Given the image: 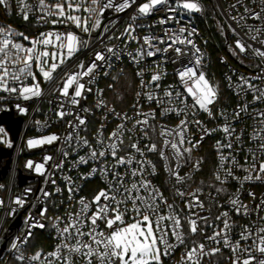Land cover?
I'll use <instances>...</instances> for the list:
<instances>
[{"label":"snow or ice","instance_id":"6c2138e0","mask_svg":"<svg viewBox=\"0 0 264 264\" xmlns=\"http://www.w3.org/2000/svg\"><path fill=\"white\" fill-rule=\"evenodd\" d=\"M260 2V11L245 7L246 15L230 17V19L237 21L240 28H247L244 36H241L236 28L230 26V30L237 37L235 44L239 53H251L264 61V27L240 23V21L247 19L264 21V0H260ZM0 5L7 7L8 0H0ZM160 5H168V0H144L142 3H137V0H90V3L88 0H56L55 3L36 0L35 5H25L21 11L25 13L23 16L25 20L28 19L27 12L38 9L41 12L39 20L45 23L49 22L48 17L54 16L56 18L50 21L53 25L72 22L84 33H90L100 28L101 17L104 16L105 11L112 10L120 13L134 7L135 14L130 17L132 22L127 25L121 36L137 40L138 38L132 35L136 27L139 26L135 22L140 17L159 11L158 6ZM179 6L188 12L202 11L201 5L196 0H183ZM231 7L235 8V5ZM81 9L89 15L81 17L72 14L80 12ZM175 10V8L168 7V11L174 12ZM92 16H95V20L89 27V20ZM172 19L173 17L169 16L162 19L160 23L164 24ZM178 31L182 34L187 29L180 27ZM110 32L111 28L107 25L104 26L100 34L102 45L104 44L103 37ZM16 35L11 28L0 26V90L17 93L25 100L39 97L42 94L40 82L37 80V72L33 71V65L39 70V74L44 80L51 81L54 78L53 73L65 64L66 59H71L81 48L88 47V41L81 39L73 32H67L63 35L53 32L41 33L36 40H30V47L14 42ZM19 35L23 36L22 33ZM191 35L193 32H188V36L181 39L179 35L169 36L165 32V36L171 43H167L162 37L146 36L135 54L128 53L135 63H140L146 58L156 56L157 53H167L171 50L176 53V57L173 58L175 63L176 59L184 56L186 52L180 47H173V45L177 43L186 44L195 49L192 58L186 64H182L176 73L183 84V93L172 89L171 86L162 90V95L157 93L155 89L160 88L158 82L162 74L159 71V65L154 64L146 65L137 73L141 77V88L145 91L136 94L137 101L133 105L134 116H129L127 113H117L115 109H109L102 99L97 102V107L110 111L121 120L117 128L106 138L109 141L107 144H105L104 138H100L103 124L97 130L96 145H93L86 137L79 135L80 131L83 130L82 126L87 125L86 116L80 113H87L90 110L81 107L77 112L73 109L80 105V99L85 98L87 92L92 91L91 88L86 87V84L93 82L97 70L103 64H107L113 56L119 58L121 50L116 49L115 46L108 47L105 45V51H95L87 64L81 60L77 65L78 70L76 72L64 71L56 78L59 83L56 91L59 93V97L65 98L60 101L56 115L60 119L65 116H72V119L68 121V127L71 131L65 137L66 142L71 145L75 139L78 141L76 147L80 145L87 147L89 149L88 158L100 163V167L94 168L92 174L99 172L102 176H110L111 180L107 189H101L92 201H86L82 198L79 211L71 213L67 220L60 217L56 218L64 224V227L58 229L62 243L57 246L54 252L47 254L37 252L28 258L20 253L16 257L17 260L25 261L27 259L30 262H37V264H77L75 257L82 260L83 264H94V261L95 264H162V256H170L178 246H185V251L181 255V264H201L204 257H212L221 252L222 249L219 245L222 244L223 247L229 248L233 253L230 258L231 264H264V225H243L239 239L234 240L232 232L235 225L231 222L228 211H224L215 217L216 220L221 221L222 227L209 225L207 217L200 216L198 212L194 211L197 208H204V203L200 199L203 188L197 187L194 190L186 191L174 185L175 196L184 199V209L178 212L175 203H169L163 192L152 185L148 178L156 172V165L148 159V153H156L161 160L166 162V170L174 177L176 184L185 185L188 180H191V176H181L180 167L183 163L191 162L192 150L199 147L206 135H211L215 131V129H202L203 135L197 141L191 140L187 135L190 123L197 126L201 124L198 119H187L188 112L195 113L202 110L208 113L210 117L213 116L210 106L216 102L218 96L216 86L206 78L205 73L201 70L202 56L199 55L200 49L188 38ZM121 36H115L112 33L107 35V39H121ZM23 38L29 39L26 36ZM53 40H55V44ZM157 43H167V46L160 48L157 47ZM49 46L55 48V51H49ZM149 69H152V74L150 79L145 81L143 76ZM84 77H88V80L81 82ZM27 78H31L30 84L25 83ZM254 80L264 82V70L255 77H239V82L235 85L238 90L237 94L240 95L241 92L244 94L251 93L253 100L243 105H237V108L233 110L231 119L239 121L243 113L256 120L258 127L253 129V134L249 138L259 140V143L256 151L250 152L252 162L249 167L245 168L233 155L232 137L235 135V141L239 143L241 136L236 135V129L231 123V119L225 113L220 114L225 118V123L222 126L225 142L217 141L220 165L214 173V180L220 185L225 184L228 179L240 180V177L235 176L234 168H241L245 171L246 175L243 177L245 181L264 178V158L258 156V153L264 154V110H250V104L264 102V87L254 83ZM17 83L19 86H15ZM70 89H72L71 92ZM142 95L148 102H154L157 108L161 109V116L175 113L177 116H184L185 118L180 119L179 124L174 129H170L166 125L152 123L151 121L156 119L157 109L153 108L148 112L142 111L143 106L140 103ZM188 97L192 99L191 105L188 104ZM176 101L183 107H174L173 104ZM16 107L20 112L26 111L20 105ZM129 121H133L131 128L127 126ZM157 128H159L158 132ZM137 129L139 130V138L132 141L131 134ZM3 132L4 129L0 128V133ZM125 133L129 134L128 138L132 141L128 145H125L122 139ZM153 135H158L160 138L159 146L156 140H152ZM58 139L59 137L55 134L44 136L41 139H30L28 146L51 144ZM143 140H147L149 143L141 147ZM224 149L228 150L227 156L224 155ZM121 152H124L125 155H120ZM68 154L67 151L63 152L65 157ZM108 157H111L112 163H108ZM50 159L52 157L44 158L45 162ZM170 160L176 162L174 167L167 163ZM79 162L87 163L88 160L82 156ZM201 163V160L195 161L192 165L194 170L198 171ZM247 163L246 157L245 164ZM27 167L32 168L33 162L28 161ZM55 167L59 168L60 165L57 164ZM43 168L44 164H35L37 172ZM221 172H223V178ZM208 187L214 188L216 193L225 191L223 187H215V185ZM44 195L50 194L45 192ZM249 195L254 197V193H249ZM186 197L187 199H185ZM209 197L214 199L211 193ZM23 202V199L19 197L14 201L15 204L21 206ZM2 203L0 201V204ZM228 204L237 215L249 214L248 206L240 202L238 194L230 195ZM93 205H95V211L88 215ZM162 205L167 210L166 212L161 211ZM218 206L223 207V205ZM257 209L264 210V201L257 205ZM185 210L188 215H182ZM46 211V209H41L40 215L44 216ZM129 215L130 221H126L125 217ZM261 220H264V217H261ZM198 221H203V223H198ZM100 223L104 224V229L100 228ZM185 225H187V229H185ZM209 226L214 228L213 233L205 235L204 229ZM32 227L43 228L45 225L35 218H30L29 231L23 237H17L12 242V249L19 251L20 245L27 243L31 236ZM85 228L88 230L84 231ZM198 230L206 241H211L218 246L209 248L205 243L193 241L192 246L187 247L188 234L194 235ZM170 236L175 240V243H169ZM249 241H251L250 244ZM254 253H258V255ZM42 255L43 259H41Z\"/></svg>","mask_w":264,"mask_h":264},{"label":"built area","instance_id":"2783aa9c","mask_svg":"<svg viewBox=\"0 0 264 264\" xmlns=\"http://www.w3.org/2000/svg\"><path fill=\"white\" fill-rule=\"evenodd\" d=\"M47 3H55L56 0H46ZM90 3V0H88ZM144 0H137V3H142ZM201 5V12H188L182 9L179 5L183 0H168V5H160L159 11L153 12L151 15L140 17L135 22V32L132 33L136 36L137 40H132L127 36H121L125 28L131 23L130 17L135 14L134 7L126 9L123 12L116 13L112 10H107L104 16L101 17L100 28L93 30L90 33H84L81 28L76 27L72 22L58 23L53 25L50 21L56 17H48L49 22L45 23L39 20L41 12L36 9L32 12H27L28 19L23 18L24 12L21 11L25 5H35L36 0H8V6L0 5V26L11 28L17 35L14 37V42L20 43L25 47H30V40H36L40 37L41 33H59L61 35L67 32H73L81 39L88 41V47L81 48L76 52L71 59H66V62L57 72L53 73V80H44L39 70L33 65V71L37 72V80L40 82L42 91L41 96L33 97L28 100L23 99L17 93H8L0 90V116L6 112L12 113L14 118H21V128L17 137L15 138L12 131L6 123H1L0 128L6 130L8 140H0V148L10 149V155L0 157V239L4 237L6 243L5 248L0 254V264H37V262H30L17 260V256L23 253L25 258L40 252L47 254L54 252L58 245L62 243L58 229L64 227L56 218H64L67 220L71 213L79 211L83 198L86 201H92L93 197L101 189H107L111 177L102 176L99 172L92 174L94 168H99L100 163L88 158L89 149L83 145L76 147L78 141L75 139L69 145L65 137L71 131L68 127V121L72 116H65L60 119L56 112L59 110V104L63 97H59L56 91L59 87L57 77L64 71L76 72L77 65L81 60L86 64L92 59L95 51H105V45L108 47L115 46L116 49L121 50L119 58L113 56L107 64H103L96 74L95 79L91 84H86L87 88H91V92H87L85 98L80 99V105L75 107L74 111H79V108H87L90 111L87 113H80L87 118V125L82 126L83 130L80 131L81 137H86L93 145L97 142V130L103 124V131L100 133V138L105 139V144L109 143L106 139L121 123L119 117L113 115L110 111L97 107V102L103 100L109 109H115L117 113H127L129 116L135 115L133 105L137 101V92H144L145 89L141 88V77L137 73L146 65H159L161 72V79L159 89H155L157 93L162 95V90L171 86L172 89L184 92L183 84L180 82L176 75L177 70L186 64L192 58V53L195 49L191 45L175 44L173 47H180L185 50L184 56L176 59V53L169 50L167 53H157L156 56L146 58L140 63H135L128 55V53L135 54L137 49L143 44V38L146 36L162 37L167 43H171L165 32L169 36L179 35L181 39L188 36V32H193V35L188 37L193 41L197 48L200 49L199 55L202 56L201 70L205 73L212 84H214L211 77V61L213 52L218 56L219 64L222 67L221 79L225 87L226 94H222L219 89L216 102L210 106L213 116L200 110L193 113L188 112L187 119L201 121L199 126L190 123L188 126L187 135L193 141L200 140L203 135L202 129H215L211 135H206L201 141L199 147L194 148L191 152V162L183 163L179 169L181 176L190 175L191 180H188L185 185H177L174 177H172L166 170V162L161 160L156 153H148L150 159L156 165V172L148 178L151 180L152 185L157 187L164 196L168 199L169 203H175L176 210L179 212L184 209V199L175 196L174 185L182 190L191 191L197 187L203 188L200 199L204 203V208H197L194 211L198 212L200 216L208 218V224L215 226L220 225L221 221L215 219L217 215L224 211H228L231 222L235 225L232 237L239 239V233L243 225H264V210L257 209L264 201V178L260 180L252 179L245 181L243 177L246 175L245 171L241 168H234V174L240 177V180L228 179L225 184L220 185L219 182L214 180V173L220 165L219 156L217 152V141L225 142V133L222 126L225 123V118L221 113H225L227 117L232 118L233 110L237 105L251 102L253 96L251 93L244 94L241 92L237 94L235 85L239 82V77H255L262 70H264V61L259 57L253 56L251 53H239L236 48L235 41L237 37L230 30L236 28L241 36H244L247 28H240L237 21L230 19L231 16L239 17L245 14V7L260 11V0H196ZM235 5V8L231 6ZM175 8L174 12L168 11V7ZM67 8V5H65ZM210 9H213L212 13ZM25 11H27L25 9ZM80 15L81 17L88 16L83 9L80 12L72 13ZM246 15V14H245ZM172 16L173 19L167 23L161 24L162 19ZM212 18L216 26L221 25L224 32V43L217 39L214 29L212 28L213 22L209 20ZM95 16L89 20V27L94 22ZM114 23V26H113ZM240 23L264 27V21L247 19L240 21ZM109 26L111 32L105 34L103 37L104 44L100 43L101 32L104 26ZM184 27L187 29L185 33H179V28ZM23 34V36L19 34ZM114 33L115 36H121V39H107V35ZM28 37L25 40L23 37ZM247 39V37H245ZM55 44V40H53ZM165 44L157 43V47L164 48ZM145 47H147L145 45ZM231 47V49H229ZM49 51H55V48L49 46ZM235 51V54H234ZM152 74V69L144 73L143 79L149 80ZM126 78L129 76L131 79L123 85L124 91L118 95L116 99L122 106L117 105L107 93L106 84L113 76ZM88 77H84L81 82H86ZM31 78L25 79L26 84H30ZM254 83L264 87V82L254 80ZM231 85V86H230ZM15 86H19L17 83ZM72 89H70V92ZM129 100L126 102V98ZM142 104V111L148 112L150 109L156 108V119L151 122L157 125H166L170 129H174L180 119L184 116H177L175 113H169L166 116H161V109L157 108L154 102H148L142 95L140 97ZM192 99L188 97V104L191 105ZM20 105L26 111L20 112L16 107ZM174 107H183L178 101L174 102ZM264 110V102H255L250 104V110ZM142 118V117H141ZM133 121L128 122V127H132ZM231 123L236 129V135H240V142L233 140V155L245 168L249 167L252 162L250 155L251 151H256L259 140H252L249 137L253 134V129L258 127L256 120L250 115L243 114L241 119L236 121L231 119ZM159 128H157V132ZM139 130L132 133V141L139 138ZM59 137L57 141L51 144H44L35 147L28 146V140L41 139L44 136L53 135ZM129 134L125 133L122 137L124 144L128 145L132 141L129 140ZM152 140L160 143L158 135H153ZM149 143L143 140L141 147ZM10 145V146H9ZM186 147L188 145H185ZM67 151V157L63 152ZM134 151V150H133ZM120 155H125L121 152ZM224 155H228V150L224 149ZM85 157L87 163H80V157ZM260 158H264V154L258 153ZM45 157H52V159L45 162ZM137 157L139 158L138 154ZM247 157L248 163L245 164ZM108 163H112L111 157H108ZM201 160L200 169L194 170L193 164L195 161ZM28 161L33 162V167H27ZM42 163L44 168L40 172L35 170V164ZM170 166H175V161L170 160L167 162ZM209 163V166H208ZM59 164L57 168L55 165ZM122 170V169H121ZM223 178V172H221ZM215 185V187H223L224 192L216 193L214 188L208 187ZM71 189V191H69ZM30 190V191H29ZM47 192L50 195L45 196ZM211 193L213 198L209 197ZM249 193H254V197ZM238 194L240 202L248 206V215H237L231 210L228 204L229 196ZM23 199V205L14 203L16 198ZM187 199V197L185 198ZM218 201V203H217ZM218 205H223L220 207ZM129 207L131 205L129 204ZM41 209H46L44 216L40 215ZM14 210V211H13ZM95 211V205L92 206L88 215ZM161 211L166 212L164 206H161ZM182 215H188L185 210ZM30 218H35L45 225V227H32L31 236L28 238L27 243L20 245L19 251L11 248V244L17 237H23L29 231ZM126 221H130V215L125 217ZM99 223V222H98ZM203 223V221H198ZM212 226L204 229L205 235H211L214 228ZM100 228L104 229V224L100 223ZM187 229V225H185ZM88 229L85 228L84 231ZM107 231V229H105ZM86 239V238H85ZM205 243L207 247L213 248L218 245L211 241H206L200 231L196 234H188L186 246L191 247L192 242ZM169 243H175V240L169 237ZM249 244L251 241L248 242ZM3 244H0V249ZM222 249L221 252L216 253L212 257H204L201 264H231V257L233 253L229 248L219 245ZM163 248V245H161ZM185 251V246H178L173 250L170 256H163V258L172 264H181V255ZM258 255V253H254ZM43 259V255L41 256ZM77 264H83L82 260L75 258ZM95 264V261H94Z\"/></svg>","mask_w":264,"mask_h":264},{"label":"rangeland","instance_id":"374dc122","mask_svg":"<svg viewBox=\"0 0 264 264\" xmlns=\"http://www.w3.org/2000/svg\"><path fill=\"white\" fill-rule=\"evenodd\" d=\"M213 25L214 26L216 25L214 23V21H213ZM215 30L219 32V35L222 37V42H224L225 39H224V32H223L222 26L218 24V26L215 27ZM222 45L225 48V50H227L226 49V44L222 43ZM229 49H231V47H229ZM206 78L211 82V80L208 77H206ZM130 79L131 78L129 76L126 78V80H124V78L114 75L113 78L108 81V83L106 84V87H107V93L111 97V99H113L115 101L118 98L119 94L127 93L126 91H124L123 85L125 83H127V80L129 81ZM109 85H111V87H109ZM128 100H129V97H128V99L126 98V102ZM0 140H8V137L6 135V130H4L3 133H0ZM1 243L2 244L4 243V237H2L0 239V244ZM161 261H162V264H164L163 256L161 257Z\"/></svg>","mask_w":264,"mask_h":264},{"label":"trees","instance_id":"16d2710c","mask_svg":"<svg viewBox=\"0 0 264 264\" xmlns=\"http://www.w3.org/2000/svg\"><path fill=\"white\" fill-rule=\"evenodd\" d=\"M212 11H213V9H210V12L211 13H212ZM209 20L211 22H213V19L211 17L209 18ZM215 27H216V25L215 26L212 25V28L215 31V34H216L217 39L221 43H224V42H222V37L219 35V32L215 30ZM221 70H222V67L219 64L218 56H217V54L215 52H213L212 61H211V68H210L211 77H212V80H213L214 84L219 89V91L222 94H226L225 87H224L223 82H222V79H221ZM115 102H117V105L122 106V104L118 103V101L115 100ZM208 166H209V163H208ZM164 264H172V263H170L169 261H167V260L164 259Z\"/></svg>","mask_w":264,"mask_h":264},{"label":"water","instance_id":"95a60500","mask_svg":"<svg viewBox=\"0 0 264 264\" xmlns=\"http://www.w3.org/2000/svg\"><path fill=\"white\" fill-rule=\"evenodd\" d=\"M1 123H6L10 130L12 131L14 137L16 138L19 130L21 128V123L22 119L21 118H14L12 113L6 112L0 116V124ZM11 150L10 149H5V148H0V157H4L6 155H10ZM6 243H3L2 248L0 249V254L1 251L5 248Z\"/></svg>","mask_w":264,"mask_h":264}]
</instances>
